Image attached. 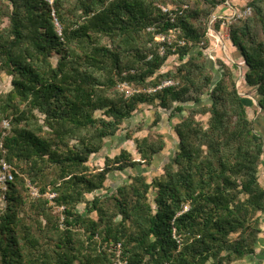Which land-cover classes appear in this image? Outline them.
I'll use <instances>...</instances> for the list:
<instances>
[{
	"label": "trees",
	"instance_id": "1",
	"mask_svg": "<svg viewBox=\"0 0 264 264\" xmlns=\"http://www.w3.org/2000/svg\"><path fill=\"white\" fill-rule=\"evenodd\" d=\"M226 1L0 0V75L12 84L0 92V157L14 167L0 194V264H231L257 253L264 135L232 66L218 59L216 77L206 51ZM247 4L252 15L230 23L229 41L244 60V91L264 111V0ZM170 31L186 43L157 40ZM166 79L175 84L156 92L119 88ZM144 104L156 107L150 128L164 112L182 116L178 147L151 180L132 174L99 194L110 174L150 166L165 149L163 134H148L135 139L139 157L123 148L90 163Z\"/></svg>",
	"mask_w": 264,
	"mask_h": 264
},
{
	"label": "rangeland",
	"instance_id": "2",
	"mask_svg": "<svg viewBox=\"0 0 264 264\" xmlns=\"http://www.w3.org/2000/svg\"><path fill=\"white\" fill-rule=\"evenodd\" d=\"M229 1L231 5L233 6L232 8L230 6H220L218 7L215 13V14H219L222 16H226L225 22L222 23L221 28L219 30L213 27L214 30L221 31L223 33L222 40L225 42V44L222 42H219L215 37L221 34H215V36H213L210 34L209 29H208L207 34H208V37H210V39H209V47L207 48L206 51L211 53V55L215 59L213 61L215 62L214 70H215L216 77L219 76L218 68L220 67V65L217 64V61L218 59H221L227 65L232 66L234 70V76L237 81V86L240 89L242 94H246L244 91L245 89L244 72L246 70L244 66V60H243V57L240 56L239 52L236 50L234 45L229 41V38H227L228 36L226 35V30H229L230 23L236 20V19H231V22H229L230 19H228L232 15L233 8L244 9L249 5L247 4V0H229ZM167 7L175 8L177 7V5L169 4ZM251 15H252V12H251ZM176 64H177V55L174 54L170 57L164 69L169 70L175 67ZM11 87H12L11 76L7 74H1L0 75V92H6L10 90ZM134 87L136 88V86L132 85V88ZM250 97L254 100V105L253 107L248 108V114L250 118L254 120L257 131H259L260 133L264 135V125L263 123L259 121V118H258L259 117L258 112L260 108L257 106V99L252 95ZM155 111H156V107L154 104L142 105L140 109L135 113V115L124 123V125L122 126L121 130L118 132L117 135L106 139V144H105L104 149L100 153L94 155L90 163L92 165L102 166L104 164V157L106 155L113 156L119 153L123 148L129 149L134 154L135 157H139V155L137 154V147H136L135 139L138 137H143L148 134H152V136H154L157 133H161L164 135L167 145L165 149L163 150V152L156 156L154 162L150 166L145 165V166H139L133 169H127L125 171L113 172L112 174H110L109 179L107 181L108 190L104 189V190L98 191L99 194L115 191V188L118 185L129 181L130 176L132 174L145 173L148 176V178L151 180L154 176L159 175L162 172L163 166L165 165V163H167L169 160L172 159L178 147V136L175 133L174 126L180 120L182 116L169 119V113L164 112V117L162 121L160 122V124L158 126L150 128L152 125V122L155 119ZM183 114L186 115L187 112H184ZM200 118L203 120H206L207 116H200ZM127 133L132 134L131 139L127 138ZM260 179H261L262 184L264 185V162L261 165ZM92 196L93 195H91V197ZM4 205H5L4 202L0 203V207H4ZM79 209L85 212L84 205H81ZM262 226H263V233L261 235L262 238H261V241L259 242L257 253L253 256H249L245 259L235 261L231 264H264V214H263Z\"/></svg>",
	"mask_w": 264,
	"mask_h": 264
},
{
	"label": "built area",
	"instance_id": "3",
	"mask_svg": "<svg viewBox=\"0 0 264 264\" xmlns=\"http://www.w3.org/2000/svg\"><path fill=\"white\" fill-rule=\"evenodd\" d=\"M48 1L51 4L54 3V0H48ZM225 5L226 6H230L231 8L233 7L229 0L226 1ZM163 9H164L165 12H170L171 15H173V13L179 11L178 7L172 8V7L164 6ZM251 12H252V10H251L250 6H247L244 9L233 8L232 15L228 18V19H230L229 22H231V19L247 18L248 16L251 15ZM54 15H55V13H54ZM218 19H223V23H224L225 19H226V16H222V15H219V14H213L212 18H211V21H210L209 32L213 36H215V34H221V35H218V36H215V37H216V39L219 42H222V43L225 44V42L222 40L223 33L221 31H216V30L213 29V27H214L213 24ZM57 24L59 25L58 22H57ZM59 31L61 32L60 29H59ZM226 35L228 36L227 38H229V30H226ZM156 38H157V40L162 41V42H166V43H168L170 45H175V44L184 45L186 43V41L184 39L179 38L177 33L174 32V31H170L167 34H163V33L157 34ZM174 49H175V46H174ZM164 51H165V45H162L161 46V53H164ZM209 55H210L211 59H214V57L211 55V53H209ZM174 84H175L174 80L166 79L162 83L157 85L156 87L152 86L150 88H143V87H136V88L134 87V88H132V85L130 83L122 82V83L119 84V88L127 96H130V95L134 94L135 92H142V91L156 92L157 90H160V89L165 88V87L172 86ZM4 127L5 128L9 127L8 121L4 122ZM0 147H2L1 143H0ZM13 179H14V167L12 166V164L4 156L0 157V194L3 195V197H5V192L8 190L9 183L11 181H13ZM29 186L31 187L32 194L34 196H38L39 195L38 188L36 186L32 185L31 183H29ZM55 196H56L55 192L49 193L47 195V197L49 199H51V200ZM188 209H189V205L186 204L184 206L183 211H187Z\"/></svg>",
	"mask_w": 264,
	"mask_h": 264
},
{
	"label": "crops",
	"instance_id": "4",
	"mask_svg": "<svg viewBox=\"0 0 264 264\" xmlns=\"http://www.w3.org/2000/svg\"><path fill=\"white\" fill-rule=\"evenodd\" d=\"M244 95H248L247 97L248 98H250L251 100H252V102H251V104H250V106L249 107H253V105H254V100L250 97L251 95H249V94H244ZM248 107V108H249ZM258 114H259V121L261 122V123H263V125H264V111L263 110H259V112H258ZM262 238V237H261ZM261 241V240H260Z\"/></svg>",
	"mask_w": 264,
	"mask_h": 264
}]
</instances>
